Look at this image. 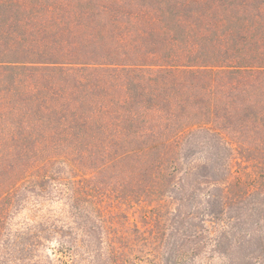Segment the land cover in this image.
<instances>
[{
	"label": "trees",
	"instance_id": "1",
	"mask_svg": "<svg viewBox=\"0 0 264 264\" xmlns=\"http://www.w3.org/2000/svg\"><path fill=\"white\" fill-rule=\"evenodd\" d=\"M0 264H264V0H0Z\"/></svg>",
	"mask_w": 264,
	"mask_h": 264
}]
</instances>
